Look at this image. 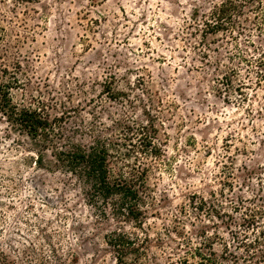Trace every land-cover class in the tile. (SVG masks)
Masks as SVG:
<instances>
[{
	"label": "rangeland",
	"instance_id": "obj_1",
	"mask_svg": "<svg viewBox=\"0 0 264 264\" xmlns=\"http://www.w3.org/2000/svg\"><path fill=\"white\" fill-rule=\"evenodd\" d=\"M221 1L0 0V85L51 124L34 138L0 112V264L194 263L207 236L225 264L263 257L233 235L264 236V83L241 60L264 37L245 24L238 40L203 41ZM232 69L242 94L217 82ZM98 140L146 168L139 221L104 215L59 160ZM195 196L223 216L191 208ZM118 235L133 245L118 250Z\"/></svg>",
	"mask_w": 264,
	"mask_h": 264
},
{
	"label": "trees",
	"instance_id": "obj_2",
	"mask_svg": "<svg viewBox=\"0 0 264 264\" xmlns=\"http://www.w3.org/2000/svg\"><path fill=\"white\" fill-rule=\"evenodd\" d=\"M202 18L201 35L203 41H206L209 36L218 35H225L232 40H238V35L242 36L248 31L245 24H252L255 32L258 33L257 36L264 37V0H222L219 5L213 7L209 16ZM241 19L243 20L241 21ZM251 46H253L256 55H253L251 59L245 57L242 59L241 57V60L248 66L249 74H256V85L261 87L264 83V51L260 47H256L254 42ZM238 51L239 57L241 53L239 49ZM239 76L240 74L232 69L217 79V82L225 87L228 92L234 90V92L242 94L243 89L247 88L248 84L242 83L239 87H234V80ZM11 91V81L0 85V112L2 115L20 132H26L34 138L47 135L51 129L49 119L37 109H21L14 103ZM111 148L114 147L107 141L98 140L89 149L75 146L70 151L60 153L59 160L71 172L80 173L85 179L86 184L90 187V204L101 209L104 215H106V209L112 206L117 214L139 221L142 214L141 206L145 203L148 190L146 168L142 167V163L134 166L125 163L119 166L120 156H116ZM198 198L195 196L192 199L191 208L201 213L207 212L208 215L216 214L218 219L223 216L217 211L214 213L215 208L211 209L205 199L199 198L200 202H198ZM252 219L245 227L248 230L257 226L254 216ZM233 238L237 240L240 248L248 253L251 252V254L264 247V236L263 239L257 238L252 243H248V235H245L243 239L237 235H233ZM213 241L211 237H205L201 243L202 247L196 248L193 253H189L194 263L187 258L182 264H225L219 260L214 250L216 243ZM111 244L122 252L133 245L132 240L125 235L114 237ZM251 254L250 257H252ZM230 255L232 259L223 257V260L229 259L231 264H239L241 258L231 253ZM244 264H264V254L259 260H245Z\"/></svg>",
	"mask_w": 264,
	"mask_h": 264
}]
</instances>
